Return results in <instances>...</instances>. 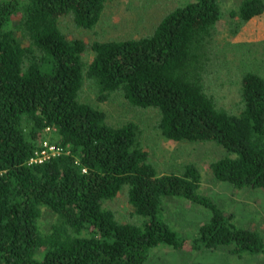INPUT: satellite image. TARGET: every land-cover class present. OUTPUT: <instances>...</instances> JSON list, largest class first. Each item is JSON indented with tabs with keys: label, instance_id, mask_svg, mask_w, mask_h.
Wrapping results in <instances>:
<instances>
[{
	"label": "trees",
	"instance_id": "obj_1",
	"mask_svg": "<svg viewBox=\"0 0 264 264\" xmlns=\"http://www.w3.org/2000/svg\"><path fill=\"white\" fill-rule=\"evenodd\" d=\"M110 1L0 0V264H151L159 249L264 257L262 231L238 226L203 193L195 164L159 174L135 122L114 126L79 98L89 81L99 102L118 92L132 107L155 109L166 140L226 150L210 163L214 180L264 191V73L240 75L235 107L217 106L205 87L219 22L235 34L264 12V0L226 11L222 0H177L139 36L88 42L61 28V18L93 28ZM44 143L61 153L30 162ZM122 193L137 224L108 206ZM174 198L209 212L192 237L165 219Z\"/></svg>",
	"mask_w": 264,
	"mask_h": 264
},
{
	"label": "rangeland",
	"instance_id": "obj_2",
	"mask_svg": "<svg viewBox=\"0 0 264 264\" xmlns=\"http://www.w3.org/2000/svg\"><path fill=\"white\" fill-rule=\"evenodd\" d=\"M176 1L169 0L166 4L162 3L164 0H111L105 6L101 20L93 28H78L66 18H61L60 26L69 36L88 42L139 36L148 34L162 16L173 8ZM178 1L179 5H183L192 0ZM222 2L226 11L235 6L239 0H222ZM231 30L226 20L219 22L214 38L210 42L212 69L206 73L205 87L216 105L220 107H235V103L239 102L238 90L240 75L243 72L253 70L264 73V12L251 18L235 34L231 33ZM85 57L88 59L90 56ZM95 92V87L86 81L81 88L79 98L81 101L101 107L107 114V122L114 126L127 121L135 122L141 128L142 142L150 153L148 161L159 174L178 171L186 164H195L202 177V192L211 196L224 209L233 212L238 226L258 228L264 235V191L234 189L226 182L216 181L212 177L210 163L225 154L226 150L223 147L216 145L215 142L166 140L160 133L159 114L155 109L132 107L118 92L111 94L107 101L99 102ZM108 206L121 222L129 221L137 224L140 221L139 217L132 218L133 211L124 193L118 194L108 202ZM165 208L168 225L180 235L187 237H192L209 217V212L205 209L178 198L169 200ZM49 218L45 215L44 222ZM218 250L182 253L159 249L151 252L149 262L151 264H264L263 256L237 258L228 255L224 249Z\"/></svg>",
	"mask_w": 264,
	"mask_h": 264
},
{
	"label": "built area",
	"instance_id": "obj_3",
	"mask_svg": "<svg viewBox=\"0 0 264 264\" xmlns=\"http://www.w3.org/2000/svg\"><path fill=\"white\" fill-rule=\"evenodd\" d=\"M60 149L56 148L54 145H49L47 143L42 144L40 150H36L34 155L30 159V162H41L50 156L60 154Z\"/></svg>",
	"mask_w": 264,
	"mask_h": 264
}]
</instances>
